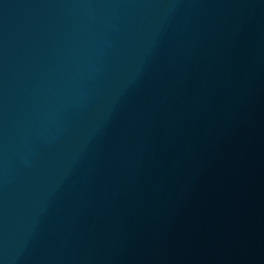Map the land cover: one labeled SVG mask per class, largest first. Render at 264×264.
Here are the masks:
<instances>
[{
	"label": "water",
	"instance_id": "95a60500",
	"mask_svg": "<svg viewBox=\"0 0 264 264\" xmlns=\"http://www.w3.org/2000/svg\"><path fill=\"white\" fill-rule=\"evenodd\" d=\"M0 264H264V0H0Z\"/></svg>",
	"mask_w": 264,
	"mask_h": 264
}]
</instances>
